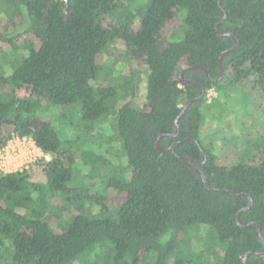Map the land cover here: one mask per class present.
<instances>
[{
	"label": "trees",
	"instance_id": "trees-1",
	"mask_svg": "<svg viewBox=\"0 0 264 264\" xmlns=\"http://www.w3.org/2000/svg\"><path fill=\"white\" fill-rule=\"evenodd\" d=\"M127 4L17 0L18 15L8 22L18 30L0 33V54L17 55L8 73L0 71V151L14 138L28 137L51 156L22 172L0 173V263L242 264L247 252L264 250L258 228L237 223L249 198L209 190L183 161L201 160L203 148L207 159L200 167L210 184L252 196L241 218L261 223L264 231V152L252 163L233 165L203 144L205 99L187 109L177 137L162 139L165 148L178 142L175 149L156 148L161 135L174 133L184 103L200 93L199 87L183 84L180 73L203 65L218 78L220 55L234 45L232 38L218 35L219 0H143L127 20L116 21ZM222 7L228 17L220 32L240 41L224 58L223 78L212 81L201 70H188L185 78L199 82L205 94L223 84H244L264 96V0H223ZM115 40L131 51V74L136 67L148 69L146 101L139 109L134 80L114 83L115 69L100 62L112 53ZM128 87L131 95L114 107L111 101ZM77 102L85 127L116 119L130 172L121 167L114 169L121 176H98L101 188L88 196L101 214L77 212L65 221L64 204L55 200L70 191L75 165L83 156L91 159L97 175L111 163L101 154L78 152V139L65 138L42 110L52 103L68 117ZM190 136L201 145L183 141ZM195 227L202 234L193 246L187 230ZM247 264H264V257H250Z\"/></svg>",
	"mask_w": 264,
	"mask_h": 264
},
{
	"label": "rangeland",
	"instance_id": "rangeland-1",
	"mask_svg": "<svg viewBox=\"0 0 264 264\" xmlns=\"http://www.w3.org/2000/svg\"><path fill=\"white\" fill-rule=\"evenodd\" d=\"M143 4V0H128V9L120 11L115 15V20H127L128 12L135 10ZM18 15L17 0H0V33L7 31L12 34L18 30L8 19L15 20L14 15ZM137 19V18H136ZM111 54L104 55L100 62L106 68H114L112 81L122 84L127 79L134 80L136 85L137 101L135 108L139 109L146 101L148 69L146 67H136L131 74V51L120 40H115L111 46ZM21 52V48H20ZM13 51L6 55L0 54V71L8 73L15 65ZM133 75V76H132ZM132 90L128 87L122 90L115 100L111 101L114 107L120 106L123 101L131 95ZM205 102L202 105L203 122L200 140L203 144L211 147L214 153L221 159H225L229 164L252 163L254 157L264 152V96L259 90L246 87L244 84L228 85L223 84L221 88H213L204 94ZM43 112L57 122L58 128L65 138L78 139L75 149L78 152H90L108 157L110 165L102 166L99 173L92 172V160H80L81 165H75L74 175L69 184L70 191L66 195L56 198V205L65 207L64 219L71 220L77 212L85 215L93 213L101 214L102 210L89 199L96 190H100V179L98 176L107 177L116 173L121 176L120 171L114 169L125 167L124 155L122 152L121 138L115 130L116 119L106 118L94 126L85 127L81 124L79 112L81 103H75L67 111L68 117H63L56 106L46 103ZM17 140H11L7 147L12 155L10 159L0 162L1 173H15L27 170L40 160H50L51 156L35 150L32 162L28 163L30 155L27 149H21L24 144ZM6 147V148H7ZM33 149V148H32ZM4 156L6 151L4 150ZM1 161V160H0ZM28 163V164H27ZM29 169V168H28ZM127 173L130 169H127ZM97 173V172H96ZM61 228V221H59ZM58 223V224H59ZM57 227V224H55ZM202 231L199 227L187 230V235L193 237V246L199 244V235ZM0 264H3L2 262Z\"/></svg>",
	"mask_w": 264,
	"mask_h": 264
},
{
	"label": "water",
	"instance_id": "water-1",
	"mask_svg": "<svg viewBox=\"0 0 264 264\" xmlns=\"http://www.w3.org/2000/svg\"><path fill=\"white\" fill-rule=\"evenodd\" d=\"M61 1H64V2H67L68 0H61ZM222 1L223 0H219V5L222 9V14H223V20L216 26V29L218 31V35L219 37H222V38H227V37H230L234 40V45L225 50L224 52H222V54L220 55V59H219V67H220V75L218 78H212L211 75H210V72L208 70L207 67L203 66V65H193V66H190L186 69H184L181 73H180V81L185 84V85H195L197 87H199L200 89V93H199V96L197 98H194V99H190L188 101H186L184 103V105L182 106V110L180 112V115L179 117L177 118V120L175 121V131L174 133H170V134H163L161 135L159 138H158V141L156 143V148L161 152V153H165V152H171L175 149V147L178 145V142L174 143L172 146L168 147V148H165L161 145V141L162 139H165V138H174V137H177L178 134H179V130H180V126H179V121L180 119L183 117V115L186 113L187 109L194 105V104H199L202 102L203 98H204V94H205V89L204 87L197 81H194V80H188L185 78V73L188 71V70H201V71H204L207 76L209 77L210 80L212 81H220L223 76H224V68H223V61H224V58L233 53L237 47L239 46V39L233 34V33H228V34H222L220 32V27L222 26V24H224L227 20V17H228V13L226 12V10L222 7ZM193 140L197 145H201L200 144V141L195 138L194 136H190L186 139H184L183 141L185 140ZM202 149V159L201 160H195L193 159L192 157L190 156H186L183 158V161L185 162V164L190 167L191 169L195 170L196 172L199 173V175L202 177L203 179V182L205 184V186L209 189V190H212V191H217V192H220V191H224V192H229L231 194H234V195H244V196H247L249 198V203L246 207H244L243 209H241V211L238 213L236 219H237V223L239 226L243 227V228H252V227H257L258 228V232H259V237H260V240L263 242L264 244V231H263V227L261 225V223L259 222H250V223H246L242 220L241 218V215L243 212H245L246 210H248L252 204H253V198L252 196H250L249 194H246V193H238L236 191H232V190H229V189H219V188H214L207 176L205 175V173L203 172V170L201 169V165H203L205 162H206V159H207V156H206V153L204 152L203 148ZM264 257V250L263 251H259V252H253V251H250V252H247L244 256V258L242 259V264H247V260L248 258L250 257Z\"/></svg>",
	"mask_w": 264,
	"mask_h": 264
},
{
	"label": "built area",
	"instance_id": "built-area-1",
	"mask_svg": "<svg viewBox=\"0 0 264 264\" xmlns=\"http://www.w3.org/2000/svg\"><path fill=\"white\" fill-rule=\"evenodd\" d=\"M14 140L16 142V144H18V142H21L24 144L23 147H20L21 149H27V152H28V155H30V158H29V161L28 163H31L32 162V158L35 156V150L37 149L39 152H42L37 146L36 144L34 143V141L28 137H23V138H20V137H16L14 138ZM7 147V146H6ZM4 147L1 151H0V162H2V160L4 159V161L6 159H10L11 158V154H10V150L8 149V147L6 148ZM33 148V149H32ZM4 150L6 151V156H4ZM27 163V164H28ZM29 168V165L27 166V169ZM1 173V172H0Z\"/></svg>",
	"mask_w": 264,
	"mask_h": 264
}]
</instances>
